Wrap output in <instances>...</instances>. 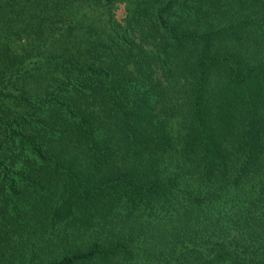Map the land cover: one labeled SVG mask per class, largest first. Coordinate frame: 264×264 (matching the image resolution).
Returning <instances> with one entry per match:
<instances>
[{
    "label": "trees",
    "instance_id": "obj_1",
    "mask_svg": "<svg viewBox=\"0 0 264 264\" xmlns=\"http://www.w3.org/2000/svg\"><path fill=\"white\" fill-rule=\"evenodd\" d=\"M0 264H264V0H0Z\"/></svg>",
    "mask_w": 264,
    "mask_h": 264
}]
</instances>
